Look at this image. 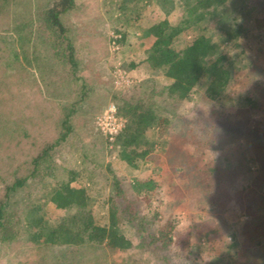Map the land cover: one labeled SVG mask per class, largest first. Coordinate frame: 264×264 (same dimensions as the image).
<instances>
[{
    "label": "rangeland",
    "instance_id": "1",
    "mask_svg": "<svg viewBox=\"0 0 264 264\" xmlns=\"http://www.w3.org/2000/svg\"><path fill=\"white\" fill-rule=\"evenodd\" d=\"M194 1L74 0V8L63 16V22L77 50L76 75L58 48L46 47L43 42L44 38L49 42L50 37L40 16L51 0H16L0 14V31L21 21L27 24L36 56L44 57V65L41 59L36 63L47 66V70L35 63L32 70L7 67L11 53H2L0 202L7 184L2 181L8 170L7 156L24 159L53 140L61 107L74 101L83 81L88 89L86 101L74 115L72 131L52 149L50 165L56 167L58 179L73 172L71 184L86 189L87 208L95 222L108 225L109 200L117 187L127 191L132 179L152 177L159 182L156 197L145 200L143 194L127 191L136 208L147 213V232L126 221L119 226L138 246L137 251L147 248L136 251V258L147 256L153 264H264V204L258 206L261 214L257 212V221L249 227L246 221L250 217L244 212L245 205L254 202L255 193L264 202V173L259 162L264 154L258 152L264 151V0H230L217 15H207L199 26L182 30L168 43L178 51L200 33L216 40L222 29L240 26L238 34L212 56H226L229 79L223 96L211 98L203 82L187 99H178L169 93L172 80L165 75V68L149 59L155 38L146 30L163 19L177 24L185 7ZM121 99L142 100L156 107V121L145 133L152 151L137 158L136 167L119 159L115 138L109 140L97 126L102 112L110 104L117 111ZM119 116L125 124V118ZM211 168H219L227 192L234 197L224 209L207 199L200 173ZM40 174L7 196L6 209L17 221L13 237L0 242V264H19L17 252L30 245L36 223L51 229L69 212L44 202L42 195L57 178L43 169ZM167 220H173L183 233L191 231L193 223L209 227L217 221L223 224V231L211 240L194 231L188 247L164 244L158 231ZM151 239H158L157 244H150ZM82 249L76 264L134 262L125 263L118 253H109L102 245L85 242ZM61 264L72 263L67 258Z\"/></svg>",
    "mask_w": 264,
    "mask_h": 264
},
{
    "label": "trees",
    "instance_id": "2",
    "mask_svg": "<svg viewBox=\"0 0 264 264\" xmlns=\"http://www.w3.org/2000/svg\"><path fill=\"white\" fill-rule=\"evenodd\" d=\"M15 1L0 0V14L8 7L10 9ZM229 1L195 0L185 7L183 17L177 24L173 25L167 19H163L146 30L147 35L155 38L148 51L149 59L154 64L165 68V75L172 80L168 86L169 93L175 94L178 99H187L193 89L203 82L206 83V93L211 98L217 99L223 96L229 79V72L224 65L226 56L224 54L212 56L231 37L238 34L240 26L222 29L216 40L200 33L185 48L178 51L168 46V43L182 30L193 25L199 26L207 15H217V12L225 8ZM50 4L49 7L43 9L40 16L44 30L51 39L48 38L49 42H47L44 38L43 42H46V47H57L64 63H68L71 73L76 75L77 50L69 29L63 22V16L74 8L75 2L74 0H51ZM31 42L32 34L27 30V24L22 21L11 28L0 31V59L3 60L2 53H11L7 67L14 65L19 69L32 70L33 67L30 68V66L35 63L37 68L47 70V66H40L36 63L37 59H41L44 65V57L42 56V59L41 56H36L37 49L32 48ZM40 52L44 55L43 50ZM77 93L74 101L61 107L59 130L53 140L46 142L24 159L20 160L11 155L7 156V160L4 161L8 165V170L3 176L4 179L2 178V181L6 180L7 184L4 185V200L0 202V242H8L13 237L11 233L17 221L12 211L6 209L9 193L24 187L29 179L39 176L42 169L49 176L58 177L56 167L53 168L50 165L51 151L72 131L74 115L78 107L86 101L88 89L83 81L79 83ZM117 111L125 118L124 127L115 136V141L120 148L119 159L131 167H136L137 158L148 156L152 151L145 138V133L156 121V107L142 100L129 102L121 99L120 103H117ZM25 135L28 136V132ZM32 143L35 141L31 142V145ZM258 152L264 154V151ZM259 162L261 168L258 166L257 170L261 169L264 173V159ZM201 171L200 175L208 192V202L219 209H224L234 197L227 192L223 184L222 172L219 168ZM66 173L63 178L62 176L61 179L57 178L42 197L45 203L52 202L56 207L69 211L68 214L51 229H47L40 221L36 223V229L29 239L30 245L25 246V250L17 252L19 264H61L67 258L70 263L76 264L81 253L83 254L82 248L85 242L96 247L102 245L109 250V253H118L125 263L134 261L132 264H153L147 256L136 258L135 252L138 246L120 231L119 226L122 221H126L139 231L145 230L144 222L147 213H142L136 208L127 191L135 196L143 194L145 200H149L158 195L159 182L152 177H136L132 179L127 191L117 187L115 195L109 200V223L100 225L95 222L91 211L87 208L86 189L72 185L74 174L72 171ZM262 182L257 183L258 188L261 187ZM118 184L119 182H116L117 186ZM254 195V202L247 203L244 208L245 214L250 217L246 221V227L257 221V217L255 219L254 216L260 209L258 206L264 204L256 193ZM258 214L261 213L258 212ZM205 227L193 223V231L183 233L176 229V223L173 220H167L158 233L165 241L164 244L174 243L188 247L190 246L189 235L194 231L198 237L206 240H211L223 231V224L218 221ZM157 240L151 239L150 244H157ZM140 250L146 251L147 248L144 246Z\"/></svg>",
    "mask_w": 264,
    "mask_h": 264
},
{
    "label": "built area",
    "instance_id": "3",
    "mask_svg": "<svg viewBox=\"0 0 264 264\" xmlns=\"http://www.w3.org/2000/svg\"><path fill=\"white\" fill-rule=\"evenodd\" d=\"M97 126L109 140H113L121 131L124 121L118 115L114 104H110L98 117Z\"/></svg>",
    "mask_w": 264,
    "mask_h": 264
}]
</instances>
